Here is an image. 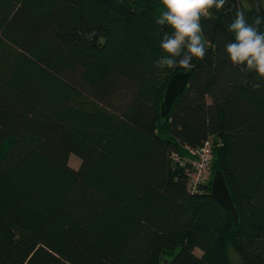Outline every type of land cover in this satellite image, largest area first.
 Masks as SVG:
<instances>
[{
	"label": "trees",
	"instance_id": "obj_1",
	"mask_svg": "<svg viewBox=\"0 0 264 264\" xmlns=\"http://www.w3.org/2000/svg\"><path fill=\"white\" fill-rule=\"evenodd\" d=\"M163 10L0 0V264H264V81L225 51L237 10L264 32V0L205 13L206 55L188 69L154 66L171 33L155 22ZM182 70L188 84L163 124ZM208 138L212 175L192 193L190 164L174 154L191 160ZM219 169L238 225L212 194Z\"/></svg>",
	"mask_w": 264,
	"mask_h": 264
},
{
	"label": "clouds",
	"instance_id": "obj_2",
	"mask_svg": "<svg viewBox=\"0 0 264 264\" xmlns=\"http://www.w3.org/2000/svg\"><path fill=\"white\" fill-rule=\"evenodd\" d=\"M225 3L226 0H162L164 10L155 22L161 29L170 28L171 33L162 36L159 46L163 55L154 66L188 69L193 67V58L203 59L207 48L201 17L210 9H222ZM260 23L259 18L249 23L245 13L237 10L235 18L227 25L234 39L226 45L225 51L233 65L240 66L241 71H254L264 81V32L258 28ZM261 86L256 83L253 88Z\"/></svg>",
	"mask_w": 264,
	"mask_h": 264
},
{
	"label": "water",
	"instance_id": "obj_3",
	"mask_svg": "<svg viewBox=\"0 0 264 264\" xmlns=\"http://www.w3.org/2000/svg\"><path fill=\"white\" fill-rule=\"evenodd\" d=\"M190 78V72L186 70L175 73L164 91L163 99L160 105V113L163 124L170 117L177 100L186 88ZM212 194L222 202L231 211L235 225L239 223V213L234 204L229 186L227 184L224 172L216 170L212 179Z\"/></svg>",
	"mask_w": 264,
	"mask_h": 264
},
{
	"label": "built area",
	"instance_id": "obj_4",
	"mask_svg": "<svg viewBox=\"0 0 264 264\" xmlns=\"http://www.w3.org/2000/svg\"><path fill=\"white\" fill-rule=\"evenodd\" d=\"M191 160L183 158L175 153V160L182 166L188 162V189L192 193H198L202 185L211 177L212 160H213V141L211 138L205 140L196 148L190 149Z\"/></svg>",
	"mask_w": 264,
	"mask_h": 264
},
{
	"label": "rangeland",
	"instance_id": "obj_5",
	"mask_svg": "<svg viewBox=\"0 0 264 264\" xmlns=\"http://www.w3.org/2000/svg\"><path fill=\"white\" fill-rule=\"evenodd\" d=\"M69 163L74 168H78L80 166L81 160H80L79 157H77L76 155L72 154L70 156ZM211 175H212V171H211ZM197 252L199 253V252H201V250L197 249Z\"/></svg>",
	"mask_w": 264,
	"mask_h": 264
}]
</instances>
